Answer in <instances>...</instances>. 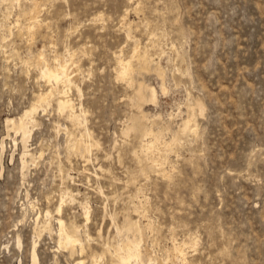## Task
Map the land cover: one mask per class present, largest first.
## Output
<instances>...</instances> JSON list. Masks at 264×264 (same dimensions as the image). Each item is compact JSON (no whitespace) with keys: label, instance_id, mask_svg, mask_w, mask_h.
Here are the masks:
<instances>
[{"label":"rangeland","instance_id":"1","mask_svg":"<svg viewBox=\"0 0 264 264\" xmlns=\"http://www.w3.org/2000/svg\"><path fill=\"white\" fill-rule=\"evenodd\" d=\"M41 51L69 61L85 122L58 112L54 88L28 123L24 166L22 132L7 120L52 87ZM116 55L132 60L133 84ZM142 81L158 100L140 109ZM188 116L195 132L182 131ZM133 121L159 133L156 163L142 151L151 138L127 133ZM58 217L80 226L82 254L59 247ZM130 221L148 262L264 264V0H0V264H32L34 244L39 264H118L112 253L137 235ZM184 240L196 241L185 263L174 250Z\"/></svg>","mask_w":264,"mask_h":264},{"label":"bare ground","instance_id":"2","mask_svg":"<svg viewBox=\"0 0 264 264\" xmlns=\"http://www.w3.org/2000/svg\"><path fill=\"white\" fill-rule=\"evenodd\" d=\"M34 8H35V6H34ZM35 18H36V16H35ZM123 19H125V18H123ZM33 22L31 24H33ZM67 51H69V50H67ZM138 52L139 51L137 49H135L132 57L133 58L134 57H138L140 68L147 69L148 65L150 63V59H149V56H148L149 54H147V53L139 54ZM69 53H71V52L69 51L68 54ZM60 57L59 58H55L54 64H50L46 60V58L44 56V51H41L39 53V55H38V59L39 60L38 61H40V63H41V70L39 69L41 77L46 79V81H48V83H50L52 87L47 92L38 94L37 97H35V99H34V101L35 100L36 101L33 104L31 103L32 104L31 107H29V109L27 108V110H25L23 115L21 114L22 116H20L18 119H11L10 118V119L7 120L8 126H11L12 128H15L16 130H18V132L19 131L22 132V134H21L22 135L21 136L22 139L21 140H22L23 145H24V151H23V154H22V161L21 162L23 163L24 166L26 164H28L27 160H25L26 156L29 154L28 153V149H27L28 145L26 146V143H27V141H29L28 140L29 136H30L29 134H31L29 129H28V123H30V122L33 123L34 122V114L36 113V111L38 110L39 107L48 106L50 104V99H51V96L53 95V89L54 88L57 90V95H58L57 101H56V106H57L58 112L59 113H66L67 117L71 121H73L74 123L82 124L83 122H85V118H81V116L85 115L83 108L82 107L79 108L80 109V113H79L78 109L75 107L74 102L70 98V94L69 93L71 91V87L74 85V81H73L74 76L73 75L71 76V71H70V69H71L70 67L71 66L68 63L69 61L68 62L66 60L63 61V59H61ZM70 58H72V57H70ZM118 58H119L118 59V64H119L118 76L121 79H124L125 81H127L129 84H133L135 82V80L132 77V75H133L132 73L134 71V68H133V65H132V60L131 59H128V60L123 59V58L120 57V55H119ZM72 60H74V59H72ZM74 63H76V62H74ZM74 63L72 62L71 64H74ZM76 66H77V64H76ZM76 66H75V68H76ZM74 69H73V71H74ZM76 69H75V71H76ZM77 70H79V69H77ZM73 71H72V74H73ZM159 74L162 75V79L164 81L163 72H159ZM163 81H162V91L165 90ZM60 84L61 85L63 84V87H64V88L62 87L63 89H61V90H59ZM76 89H77L78 92L81 91V88H79L78 85H76ZM135 95H136V97L139 100V105H137V106H139L140 109H142V106H143L142 104L144 102H146V101L157 102V100H158V95H157L156 89L153 86L144 83L143 81L142 82H138L136 84V86H135ZM198 108H199V111L201 113L204 111L203 105L201 103H198ZM141 113H142V117L143 118H148V115L145 114L143 110H141ZM191 121H192V117H190V116H188V118L183 121L182 131L185 132V131L191 130V131L195 132V129H191V126H190V122ZM131 130H136V131L142 132L143 136L146 139H148L149 137L151 138L150 140H148V142L143 144L142 151H146V153L148 155V159L150 161L152 160L153 162H155L156 160L154 159V156L150 152L158 148L157 144L159 143L158 141H160V139H161V138H159V133H155L152 126H147V125L143 124L141 121H133V123H131V125L128 126L127 133L129 131H131ZM175 141H176V138H173V140H171L169 144L165 143V145L166 146L168 145V147H169ZM73 146H75V148L78 149V151L81 152L82 154H83V152H85V153L89 152V149L91 147L90 144H85V143L83 144L81 141L76 142ZM155 158H156V156H155ZM157 161L159 162L158 159H157ZM160 161L162 162V160H160ZM153 162H151V163H153ZM160 167H162V166H160ZM158 169H159V167H158ZM163 173H162V175H163ZM68 190H66V192H69ZM63 201L64 200L62 198L61 203L58 205V207L56 209L57 210L56 212H57L58 215H60L61 212H62ZM84 215H85L86 222H88L89 221V212H88V210L86 208L84 210ZM45 216H46L47 220H50L51 219L50 211L47 210ZM56 223L58 225L56 233H57V237H58V245H59V247L70 248V252L72 254L74 252L75 246L79 245L80 251H81V254H82L83 251H84V246L85 245L83 243V239H82V236H81L82 234H81L80 226L77 225L76 223L67 224L61 217L56 218ZM49 225H50V221H47L46 225H45V229ZM117 228H118L117 232L121 233L123 229L122 228L120 229L119 227H117ZM124 228H126L128 230H131V229L135 230L137 235L134 238H132V239L127 238V242L125 244H120L119 243L117 248L115 249V251L112 253L113 257L116 258V260L118 261V264H147L148 261L145 260L144 254H143V251H142V241L143 240H142V229H141V226L139 225V223L137 221H130L129 223L126 224V227H124ZM47 229H49V228H47ZM39 235H41V234H39ZM85 236L90 239V235L88 233H86V232H85ZM194 241L184 240L182 242L180 241V242L176 243L174 245V250H175V255H176L175 257H179L180 256L179 259L182 258L183 263H185L186 262V259H185L186 257L183 259V256L185 254L184 253V250H185L184 247H185V245H187L189 243L190 244L191 243L194 244ZM174 242H175V240H174ZM20 243H21V241H20ZM35 245L36 244H34V248H33L32 255H31L32 256L31 257L32 264H39L38 255H37V252H36ZM108 252H110V251H108ZM146 252H148V251H146ZM101 254H103V252ZM181 255H182V257H181ZM101 257H102V255H97L96 254V255L92 256V259L94 261H97L98 259L100 260ZM154 259L153 260L150 259L148 263L149 264L154 263L155 262ZM155 264H156V262H155ZM181 264H182V262H181Z\"/></svg>","mask_w":264,"mask_h":264}]
</instances>
